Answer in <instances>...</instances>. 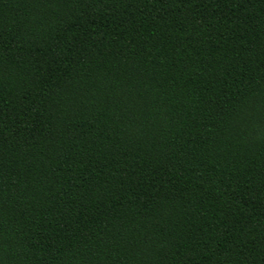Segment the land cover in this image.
I'll return each instance as SVG.
<instances>
[{"label":"trees","instance_id":"1","mask_svg":"<svg viewBox=\"0 0 264 264\" xmlns=\"http://www.w3.org/2000/svg\"><path fill=\"white\" fill-rule=\"evenodd\" d=\"M0 264H264V0H0Z\"/></svg>","mask_w":264,"mask_h":264}]
</instances>
